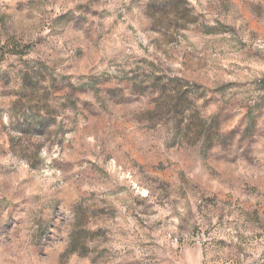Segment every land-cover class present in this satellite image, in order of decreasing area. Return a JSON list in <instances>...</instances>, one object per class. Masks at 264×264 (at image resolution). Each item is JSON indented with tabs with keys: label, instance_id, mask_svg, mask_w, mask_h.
<instances>
[{
	"label": "rangeland",
	"instance_id": "obj_1",
	"mask_svg": "<svg viewBox=\"0 0 264 264\" xmlns=\"http://www.w3.org/2000/svg\"><path fill=\"white\" fill-rule=\"evenodd\" d=\"M174 1L0 0V264H264V0Z\"/></svg>",
	"mask_w": 264,
	"mask_h": 264
},
{
	"label": "trees",
	"instance_id": "obj_2",
	"mask_svg": "<svg viewBox=\"0 0 264 264\" xmlns=\"http://www.w3.org/2000/svg\"><path fill=\"white\" fill-rule=\"evenodd\" d=\"M180 6H181V3H180L179 1H177V0L174 1V4H173V7H174V8H178V7H180ZM75 236H78V238H79V234H78V235L76 234Z\"/></svg>",
	"mask_w": 264,
	"mask_h": 264
}]
</instances>
